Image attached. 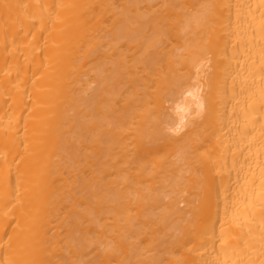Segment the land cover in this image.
<instances>
[{"label": "bare ground", "instance_id": "obj_1", "mask_svg": "<svg viewBox=\"0 0 264 264\" xmlns=\"http://www.w3.org/2000/svg\"><path fill=\"white\" fill-rule=\"evenodd\" d=\"M0 264H264V0H0Z\"/></svg>", "mask_w": 264, "mask_h": 264}]
</instances>
